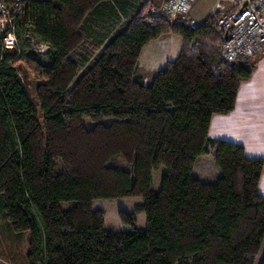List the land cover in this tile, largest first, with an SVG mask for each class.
Instances as JSON below:
<instances>
[{"label":"trees","instance_id":"1","mask_svg":"<svg viewBox=\"0 0 264 264\" xmlns=\"http://www.w3.org/2000/svg\"><path fill=\"white\" fill-rule=\"evenodd\" d=\"M21 1L19 45L0 40V204L12 230L31 232L29 264H264V158L208 134L256 68L224 55L216 23L229 9L194 24L151 0ZM122 1L139 7L111 32ZM166 35L178 56L138 81L142 50ZM127 197L144 199L119 211L131 229H106L94 202Z\"/></svg>","mask_w":264,"mask_h":264},{"label":"crops","instance_id":"2","mask_svg":"<svg viewBox=\"0 0 264 264\" xmlns=\"http://www.w3.org/2000/svg\"><path fill=\"white\" fill-rule=\"evenodd\" d=\"M138 1L142 2V0ZM198 1L191 0L189 8L185 12V18L191 19L194 24H201L200 21H197L199 19H196L194 12V7ZM165 2L166 0H151L149 4L161 8ZM118 5L119 14L118 12L117 15L116 13L109 14L110 19H105L104 21L105 24H110L111 32L122 28L129 20L131 12L139 7L134 4L130 5L126 1H122ZM215 5H218L217 1ZM220 5L218 8L230 9V7L222 5V1ZM215 11H212L207 17L211 16ZM181 48L182 41L175 35H166L147 44L142 50L139 62V70L141 69L142 71L141 79L144 76H148V80H150L168 61L174 60L178 56ZM156 49L159 52H155ZM149 53H154L153 59L149 58ZM253 57L256 60L255 71L248 81L240 85L234 110L229 114L214 113L208 134L212 138L241 143L244 145L248 156L264 158V47L255 53ZM145 72H152V74L146 75ZM259 190L264 196V169L260 179ZM2 228L12 231L0 204V229Z\"/></svg>","mask_w":264,"mask_h":264},{"label":"built area","instance_id":"3","mask_svg":"<svg viewBox=\"0 0 264 264\" xmlns=\"http://www.w3.org/2000/svg\"><path fill=\"white\" fill-rule=\"evenodd\" d=\"M191 0H167L162 11L171 19L184 17ZM231 7L219 18L217 28L225 31L224 55L229 61L253 56L264 47V0H223ZM21 0H0V40L8 47L18 46L15 18L22 9ZM48 47L35 49L41 56Z\"/></svg>","mask_w":264,"mask_h":264},{"label":"rangeland","instance_id":"4","mask_svg":"<svg viewBox=\"0 0 264 264\" xmlns=\"http://www.w3.org/2000/svg\"><path fill=\"white\" fill-rule=\"evenodd\" d=\"M218 3L216 6L215 3ZM222 1V5L231 7V4L228 2H224L223 0H199L196 6L194 7L195 17L199 19L200 23L204 22L207 16L215 11ZM216 7H215V6ZM221 6V5H220ZM211 9V10H210ZM210 11V12H209ZM133 13V12H132ZM31 40L29 50L33 48L35 50L39 47V43L37 42L34 36L29 37ZM155 52H159L156 49ZM149 58H154V53H149ZM141 60V58H140ZM24 64L31 70V83L33 90L32 95L35 96V86L37 84L34 74L33 68L27 61H23ZM162 65V63H161ZM165 67V66H164ZM147 68V67H146ZM146 70V69H144ZM141 69L135 75V78L140 81ZM146 75H151L152 72H145ZM147 79V80H146ZM151 79V78H150ZM148 81V76H144L143 82ZM142 82V81H141ZM111 118H103L101 119L104 122L110 121ZM84 124L86 127H91L95 120L90 117H84ZM208 161L210 162L209 167L215 168V170H219L214 162V159L210 156L208 157ZM166 171V166L161 165L157 169L153 171V179H152V188L154 190H159L161 187V178ZM196 174H199V170L195 169ZM142 197H127V198H116V199H98L94 202V208L102 209L105 212V227L108 230L112 231H121V230H130L131 227L122 223L119 218V211L124 210L131 212L134 210L135 205L143 202ZM138 226L146 225V215L141 214L138 216ZM30 241H31V232L25 231L22 233H18L14 230L10 231L9 229L2 228L0 229V264H29L28 253L30 250Z\"/></svg>","mask_w":264,"mask_h":264}]
</instances>
